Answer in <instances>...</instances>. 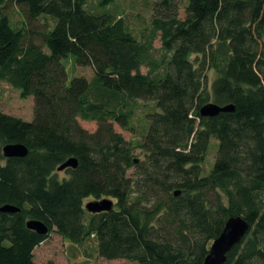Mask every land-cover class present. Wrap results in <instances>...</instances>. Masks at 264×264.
Here are the masks:
<instances>
[{"label": "trees", "instance_id": "1", "mask_svg": "<svg viewBox=\"0 0 264 264\" xmlns=\"http://www.w3.org/2000/svg\"><path fill=\"white\" fill-rule=\"evenodd\" d=\"M90 1L0 0V80L34 98L32 121L0 111V209H19L0 210V264H53L34 260L53 231L74 245L92 239L106 260L204 264L231 216L250 228L225 264H264V0H152L140 38L110 9L115 0L96 10ZM11 2L25 26L13 27ZM70 56L93 77L69 80ZM211 101L234 110L202 116ZM141 103H153L146 126L128 140L115 124L131 129ZM8 143L28 154L4 157ZM70 157L78 166L60 178ZM90 197L113 208L91 213ZM31 219L49 233L29 229Z\"/></svg>", "mask_w": 264, "mask_h": 264}, {"label": "rangeland", "instance_id": "2", "mask_svg": "<svg viewBox=\"0 0 264 264\" xmlns=\"http://www.w3.org/2000/svg\"><path fill=\"white\" fill-rule=\"evenodd\" d=\"M182 1L185 2L186 0ZM151 2L152 0H115L110 9L118 17L123 18L130 30L140 38L143 33L148 34L150 30ZM88 7L96 10V0H91ZM4 11L8 14L13 27L25 26L22 12L15 3H9L4 8ZM40 22H46L50 27L53 25V20L49 17H42ZM154 45L157 49L160 48L161 41L159 37L155 40ZM191 58L194 59L196 56L193 55ZM63 63L67 67L69 80L74 76H84L87 79H91L94 75L91 67L77 66L72 56L63 59ZM142 70L147 71V68L143 67ZM206 74L207 88L210 93L212 82L216 78L217 73L213 69H208ZM152 105L153 103H141L131 120V129H123L115 124L116 131L122 133L128 140L137 139L146 126L144 120L145 112L152 108ZM0 111L21 118L24 121H32L34 118V98L33 96L22 98L20 90L0 80ZM80 123L89 131H94L97 127L95 121L80 120ZM217 147L218 141L212 138L204 163L205 171H209L212 168ZM136 155L142 157L138 152ZM58 173L60 178L67 177L65 171H59ZM92 200H96V198L90 197L85 200V203ZM95 248L96 245L92 239L88 240L85 244L74 245L53 231L49 233V237L44 242L35 248L34 260L36 263L50 261L53 264H136L125 259L106 260L98 256Z\"/></svg>", "mask_w": 264, "mask_h": 264}, {"label": "water", "instance_id": "3", "mask_svg": "<svg viewBox=\"0 0 264 264\" xmlns=\"http://www.w3.org/2000/svg\"><path fill=\"white\" fill-rule=\"evenodd\" d=\"M234 105L220 106L214 102H209L200 108V114L205 117L218 115L220 112L233 111ZM3 156L6 158L24 157L28 154V148L21 143H8L2 147ZM78 161L70 157L58 167V171L66 168H76ZM87 211L91 213H100L110 211L113 208V201L108 198L101 200H92L85 204ZM5 212H15L18 208L5 205L1 209ZM27 227L40 235L49 233V227L41 220L31 219L27 221ZM250 225L247 220L241 216H231L225 222L221 234L213 241L209 253L204 260V264H225L227 253L238 244L249 231Z\"/></svg>", "mask_w": 264, "mask_h": 264}]
</instances>
